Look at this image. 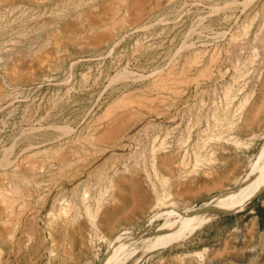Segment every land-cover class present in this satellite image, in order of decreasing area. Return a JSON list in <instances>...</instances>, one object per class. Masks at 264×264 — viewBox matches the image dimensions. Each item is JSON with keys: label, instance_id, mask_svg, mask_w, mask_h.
<instances>
[{"label": "rangeland", "instance_id": "rangeland-1", "mask_svg": "<svg viewBox=\"0 0 264 264\" xmlns=\"http://www.w3.org/2000/svg\"><path fill=\"white\" fill-rule=\"evenodd\" d=\"M80 17L83 29L72 26ZM259 156L264 0H0L1 264H100L119 232L136 238L201 208ZM120 178L137 186L132 214ZM256 206L264 192L138 264H264ZM114 208L129 217L107 227ZM49 221L63 237L52 240Z\"/></svg>", "mask_w": 264, "mask_h": 264}, {"label": "bare ground", "instance_id": "bare-ground-1", "mask_svg": "<svg viewBox=\"0 0 264 264\" xmlns=\"http://www.w3.org/2000/svg\"><path fill=\"white\" fill-rule=\"evenodd\" d=\"M110 1V0H109ZM117 1V0H116ZM115 6V5H114ZM131 7V6H130ZM135 7V6H134ZM123 8V7H122ZM87 10V9H86ZM118 10V9H117ZM141 10V9H140ZM82 12V11H81ZM116 12V10H115ZM104 13V12H103ZM96 14V13H95ZM131 14V12H130ZM138 14V13H137ZM136 14V15H137ZM100 15V14H99ZM102 15V14H101ZM124 15V14H123ZM135 15V16H136ZM92 16V15H91ZM96 16V15H95ZM112 16V15H111ZM115 16V15H114ZM77 17V16H76ZM94 17V16H93ZM84 18V17H83ZM83 18H77L72 22V26L75 25L76 27L83 29L84 28V20ZM97 18V17H96ZM134 18V17H133ZM107 19V17H106ZM111 20L112 18L109 17ZM107 19V20H109ZM136 19V18H135ZM133 21V20H132ZM134 22V21H133ZM119 23V22H117ZM108 24V23H107ZM63 25V24H62ZM113 25V23H112ZM127 25V24H126ZM131 25V24H130ZM107 26V25H105ZM119 26V25H117ZM63 27V26H62ZM121 27V26H120ZM129 27V25L127 26ZM104 28V27H103ZM97 29V28H96ZM100 28H98L99 30ZM123 29H125L123 27ZM127 29V28H126ZM86 30V29H84ZM83 30V31H84ZM100 29L99 31H101ZM95 31V29H94ZM125 31V30H124ZM105 31H102V33ZM108 32V31H107ZM89 33V31H88ZM110 33V32H109ZM107 33V34H109ZM118 33V32H117ZM121 33V32H119ZM94 34V32H93ZM105 34V33H104ZM103 34V35H104ZM112 34V33H111ZM100 35V34H98ZM93 36V35H92ZM102 36V35H101ZM105 36V35H104ZM73 33L68 34L67 33V44L71 45L73 47H78V45H82V40L77 41L74 39ZM119 37V36H118ZM77 38V37H76ZM99 39V38H98ZM101 39H99L100 41ZM106 40V39H105ZM54 41V40H53ZM84 42V41H83ZM98 42V41H97ZM81 43V44H80ZM85 44V42H84ZM83 44V45H84ZM55 49L54 51H59L61 48L59 46L54 45ZM81 47V46H80ZM64 47H62L63 49ZM60 49V50H59ZM80 49V48H79ZM87 49V48H86ZM64 52V51H63ZM92 52V51H91ZM59 54V53H58ZM57 55V54H56ZM58 57V56H57ZM61 57V56H60ZM48 59V57H47ZM41 62V61H40ZM46 63V62H45ZM162 68V67H161ZM39 70V69H38ZM159 70V69H158ZM157 71V70H156ZM12 73V72H11ZM168 73V72H167ZM160 76V75H159ZM166 76V75H165ZM169 76V75H168ZM155 77V76H154ZM159 79V78H158ZM173 80V79H172ZM153 81V80H152ZM158 81V80H157ZM175 81V80H173ZM159 83V82H158ZM168 84V83H167ZM157 85V84H155ZM154 85V86H155ZM151 86V85H150ZM153 86V85H152ZM149 87V86H148ZM162 87V86H161ZM152 89V88H151ZM147 90V89H146ZM157 90V89H156ZM151 91V90H150ZM172 92V91H171ZM162 95V94H161ZM160 95V96H161ZM164 95V94H163ZM153 100V99H152ZM148 101V100H147ZM150 101V100H149ZM140 104V103H139ZM142 105V104H141ZM137 107V106H136ZM145 107V106H144ZM143 107V108H144ZM141 108V106H140ZM137 110V109H136ZM145 111V110H144ZM113 112V111H112ZM125 112V111H124ZM149 113V112H147ZM142 114V113H141ZM145 114V113H144ZM143 115V114H142ZM152 115V114H151ZM131 116V115H130ZM126 120V119H125ZM110 127V126H109ZM108 127V128H109ZM113 130V129H112ZM107 132V131H106ZM115 132V131H113ZM112 132V135H113ZM68 134V133H67ZM102 135V134H101ZM104 135V134H103ZM108 135V134H107ZM106 135V136H107ZM111 136V134H110ZM109 136V137H110ZM103 138V137H102ZM105 138V137H104ZM107 138V137H106ZM98 142V141H96ZM85 147V146H84ZM74 150V149H73ZM40 151V150H39ZM83 151V150H82ZM85 151V150H84ZM99 152V151H98ZM35 154V153H34ZM72 154V153H71ZM29 155V154H28ZM27 155V156H28ZM26 156V157H27ZM90 156V155H89ZM34 157V156H33ZM262 156H259L256 158L253 162H251L243 174V176L235 181V183L228 188L226 191L219 192L218 194H215L208 198L206 200V203L201 208H185L184 210H175L174 211V218L171 221L165 222L162 224V226L155 228L154 230L145 229V233L141 236L133 237L130 233H127L126 231H121L113 239L110 241V245L108 249V252L106 251L104 257L102 258L100 264H138L139 262H142V259H144L147 255H149L152 251L156 249H160L165 244H170L173 242H177L181 238L184 237V235L194 229H197L201 226H203L205 223H207L210 219H212L214 216H217L219 214L224 213L227 211L230 207H232L233 204L236 205H244L248 203L252 198L257 196L258 194L264 192V158H261ZM32 158V157H31ZM71 158V157H69ZM81 158V157H80ZM79 158V159H80ZM23 160V159H22ZM38 160V159H37ZM31 161V160H30ZM30 161H18L20 164V168L25 172H34L36 165L34 163H30ZM73 161V160H72ZM13 162V161H12ZM42 162V161H41ZM61 163V162H60ZM69 163V162H67ZM91 163V162H90ZM245 163V162H244ZM77 164V163H76ZM92 164V163H91ZM48 165V164H47ZM63 165V164H62ZM16 166V165H15ZM18 166V165H17ZM35 166V167H34ZM65 166V165H64ZM13 167V166H12ZM42 168V167H41ZM61 168V167H60ZM76 170V169H75ZM70 172V171H69ZM77 172V171H76ZM41 173V172H40ZM65 173V172H64ZM10 174V173H9ZM8 174V175H9ZM33 174V173H32ZM57 174V173H56ZM86 174V173H85ZM5 175V174H3ZM7 175V174H6ZM5 175V176H6ZM77 175V174H76ZM11 176V175H10ZM59 176V175H58ZM63 176V175H62ZM66 176V175H65ZM119 177V176H118ZM117 177V178H118ZM124 177V176H123ZM12 178V177H11ZM223 178V177H221ZM50 180V179H49ZM116 180V179H115ZM118 180V179H117ZM3 178V176L0 177V197L6 196L9 194L10 190L7 187V182ZM118 184V195L120 198V201L122 202V206L127 205L128 203L131 204L130 209L128 210L129 213H133L135 210V207L139 200V195L136 193L137 186L134 182L127 180L126 178H120L117 181ZM24 185V184H23ZM31 185V184H30ZM217 185V184H216ZM9 186V184H8ZM44 186V185H43ZM12 187V186H11ZM49 187V186H48ZM13 188V187H12ZM36 188V187H35ZM44 188V187H43ZM15 189V188H13ZM117 189V188H116ZM223 189V188H222ZM16 190V189H15ZM34 190V189H33ZM49 190V189H48ZM61 190V189H60ZM14 191V190H13ZM53 192V191H52ZM16 195H18L20 198H27L31 197L28 190L25 189H18V191H14ZM15 195V197H16ZM117 195V194H116ZM67 196V195H66ZM10 197V196H9ZM7 197L9 200L10 198ZM39 197V196H38ZM142 197V196H141ZM0 198V199H1ZM6 198V197H5ZM3 198V199H5ZM13 198V197H12ZM18 198V197H17ZM34 198V197H33ZM232 198V199H231ZM28 199V198H27ZM31 199V198H30ZM38 199V198H37ZM29 200V199H28ZM61 200V199H60ZM12 201V199H11ZM10 201V202H11ZM42 201V200H41ZM67 201V200H66ZM65 201V202H66ZM9 202V201H8ZM30 202V201H29ZM131 202V203H130ZM31 203V202H30ZM32 203H36L35 200H32ZM5 204V203H4ZM9 204V203H8ZM8 204H5L4 207V216H8L9 209ZM11 204V203H10ZM20 204V203H19ZM70 204V203H69ZM14 205V204H13ZM23 206V205H22ZM42 207V206H41ZM117 207V206H116ZM127 207V206H126ZM40 209V208H39ZM38 209V210H39ZM67 209V208H66ZM123 209V207H122ZM19 210V209H18ZM110 210V209H109ZM121 211L120 208H114L113 210L107 212L104 216L105 226L111 227L115 222L118 220H121V218L128 219L129 215L122 213V216L119 217L118 212ZM123 211V210H122ZM19 213V211H18ZM29 213V212H28ZM35 213V212H34ZM56 213V212H55ZM104 213V212H103ZM21 214V213H20ZM10 215V214H9ZM15 215V214H14ZM3 216V218H4ZM32 216V215H31ZM103 216V215H102ZM37 218V217H36ZM35 219V218H33ZM7 221V219H5ZM127 221V220H126ZM33 222V221H32ZM10 224V223H9ZM8 224V225H9ZM34 224V223H33ZM75 224V223H74ZM98 224V223H97ZM5 225V224H3ZM7 225V223H6ZM28 225V224H27ZM48 230L51 235V237L54 239H58L63 237V224L58 223V221H49L47 222ZM4 227V226H3ZM14 226H6L5 228H2L3 231H5V235L7 236L4 241H2V248H6L7 245L10 243L11 240H9L11 234L14 232ZM112 228V227H111ZM5 229V230H4ZM31 230V229H30ZM29 231V230H28ZM112 231V230H111ZM109 232V230H108ZM142 231H140L138 234H141ZM144 232V230H143ZM28 233V232H27ZM38 233V231H37ZM112 234V233H111ZM32 235V234H31ZM29 235V236H31ZM38 237V236H37ZM44 239V238H43ZM28 240V239H26ZM33 240V239H32ZM46 240V239H45ZM66 241V240H65ZM64 241V242H65ZM28 242V241H27ZM26 242V243H27ZM42 243V242H41ZM57 244V243H56ZM67 245V244H66ZM21 246V245H20ZM26 246V245H25ZM41 246V245H40ZM21 249V247H20ZM9 250V249H8ZM18 250V249H17ZM55 250V249H54ZM59 250V249H58ZM22 251L18 252L19 258L24 262L25 259L22 257ZM48 251V249L46 250ZM52 251V250H51ZM35 252V251H34ZM42 253V252H41ZM2 254V253H1ZM39 254V253H38ZM66 254V253H65ZM2 257L0 256V264L2 262ZM12 259V258H11ZM14 259V258H13ZM52 259V257H51ZM44 261V260H43ZM47 261V260H46ZM4 264V263H3ZM42 264V263H41ZM57 264V263H56Z\"/></svg>", "mask_w": 264, "mask_h": 264}, {"label": "trees", "instance_id": "trees-1", "mask_svg": "<svg viewBox=\"0 0 264 264\" xmlns=\"http://www.w3.org/2000/svg\"><path fill=\"white\" fill-rule=\"evenodd\" d=\"M255 212H256V215L259 217V218H262V215L264 213V208L263 207H260V206H256L255 208Z\"/></svg>", "mask_w": 264, "mask_h": 264}]
</instances>
